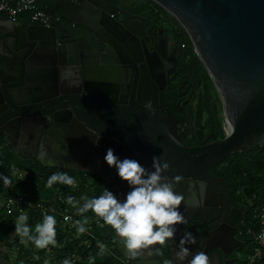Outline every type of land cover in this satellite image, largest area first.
Wrapping results in <instances>:
<instances>
[{"label":"water","instance_id":"95a60500","mask_svg":"<svg viewBox=\"0 0 264 264\" xmlns=\"http://www.w3.org/2000/svg\"><path fill=\"white\" fill-rule=\"evenodd\" d=\"M150 1L187 33L222 104L223 137L211 133L207 143L188 145L170 109L161 114L153 110L156 104L141 96L135 100L134 66L141 58L134 55V47L139 51V39L151 54L170 59L174 67L169 73L177 71L181 44L172 46L167 32L157 36L155 29L146 40L133 24L147 18L113 0H49V26L0 13V139L13 153L34 155L42 164L62 159L70 150L85 164L83 169L99 175L104 189L121 198L130 189L104 162L106 149L149 169L157 156L169 164L163 175L178 194L202 199L201 188L208 186L227 210L228 186L210 170L234 153L264 145V0ZM198 109L194 122L202 124L201 103ZM186 179L196 187L186 188ZM201 206L181 202L185 222L177 226L176 238L162 245L171 249L170 259H175L179 237L186 231L196 237L189 245L192 252L196 246L206 253L215 248L227 259L245 246L235 236L238 214L227 212L228 230L219 226L215 232L198 234L196 223L193 230L187 228L194 221L212 220L203 217ZM218 206L205 203L209 210ZM117 239L131 264H151L143 261L144 249L130 257ZM158 248L154 245V260Z\"/></svg>","mask_w":264,"mask_h":264},{"label":"clouds","instance_id":"9594fccd","mask_svg":"<svg viewBox=\"0 0 264 264\" xmlns=\"http://www.w3.org/2000/svg\"><path fill=\"white\" fill-rule=\"evenodd\" d=\"M150 106V104H149ZM104 162L115 169L116 176L129 186V191L121 198L112 190L105 188L102 194L91 198L82 197L83 205L80 213L91 210L100 217L104 224L111 226L116 236L123 242L130 257H136L138 250L148 249L150 246L163 245L166 241L176 238L178 225L185 222L180 210L183 197L175 191V184L167 179L163 173L170 167L166 161L154 156L152 167L142 165L137 159H121L111 147L106 149ZM15 168V166H13ZM0 181L5 187L11 185L9 175L0 173ZM76 178L66 171L53 172L46 182V187L54 184L74 185ZM74 197L68 196L66 203L72 204ZM28 216L21 214L16 231L32 240L37 247H46L49 243L55 244V217L45 212L42 223L35 225L36 235H30ZM85 227L80 226L78 231L83 233ZM26 242V241H22ZM196 242L191 231H186L179 237L175 259H166L164 264H210L209 256L204 251L192 252L189 245ZM101 253L106 249L103 242L98 241ZM158 252L159 249H156ZM63 264H70L68 259Z\"/></svg>","mask_w":264,"mask_h":264},{"label":"flooded vegetation","instance_id":"af4514ba","mask_svg":"<svg viewBox=\"0 0 264 264\" xmlns=\"http://www.w3.org/2000/svg\"><path fill=\"white\" fill-rule=\"evenodd\" d=\"M115 2L119 3V5H121V8H125L130 12H134L140 15L142 19L144 17L150 20L149 23L147 22L146 19L145 21L141 20L139 24L137 23L133 24L134 29H136V31L139 34H142L146 40H148V38H151L153 36L152 35L153 31L157 29L156 30L157 36L165 32L168 33L171 39L172 46L177 43L181 44L177 71L169 73V71L174 67L170 59L168 57L165 59L160 55L151 54L144 47L142 43L143 40L139 39L138 42L139 51L136 49L137 47H134V51H135L134 55L137 56L139 59L141 58L139 65L134 66L135 100L137 101L139 96H141L145 100H148L149 103L156 104V107H154L153 110L161 114H165L166 111L170 109L172 114L178 119L179 131L185 132V134L182 136V139L188 145L194 146V145H202L207 143L208 142L207 137L211 133H216L218 135V133L212 128L213 122L215 120L212 111L215 110L218 113V108L222 109V104L218 99L216 90L210 91L203 84L196 85V83L190 80L189 78L182 77L181 68H182V64L185 62L184 57L188 48L186 43L187 35H185L184 37L181 34L178 35V33H176L175 30H173V32L170 33L168 26L169 25L173 26L174 24H178V23L175 20L174 21L171 20V16L168 19V17H166L165 15L164 18H166L165 19L166 21L163 20L162 13L159 11L160 9L158 8H156L154 13H149V11L147 12L145 10L144 6L135 7L133 4L134 2H132L130 5L122 4L121 2L118 1ZM165 23H167V26L165 25ZM134 45H136L135 39H134ZM150 50H152V48H150ZM163 85L166 86L165 89L160 90V86ZM154 93L156 95L155 102L152 101ZM200 103L202 106V124H198L194 122L199 112L198 106ZM141 108L144 110L149 109V107L146 105H142ZM184 111H188L189 117L191 118L190 119L188 118L189 120L182 122V113ZM204 121H206L205 125H204ZM21 154L29 157V154L26 152H21ZM30 158L33 161L36 160V156L34 155H32ZM176 184L178 185L177 187H179V184L178 183ZM185 184H186L185 185L186 188L187 187L189 188L191 187L192 182L189 179H186ZM192 186H194V184H192ZM201 191H202V199H198L197 195L194 196L193 198L190 197V199L188 198V196L186 197L183 196L182 201L186 203V201L190 200L191 202L196 204L202 202L201 207L204 208L203 217L207 220H211V219L212 220L209 222L194 221L192 223H189L187 228H189L194 223H196L197 226L195 229L197 230L198 234H201L204 230L209 233L215 232V230L219 226H221L222 229L224 230H228L227 220L229 218V214L227 212H230L233 217L235 214H238L236 218L235 236L238 239H243L246 245L248 239H246L245 235L241 233V220L243 217H245L250 213V205L244 202L242 199L238 198L237 195L233 194L229 190V193L231 195V200H230L231 205L226 210V207L220 204L219 196L215 195L213 191H211L208 188V186H204L203 188H201ZM206 202H209L211 204L219 203V206L217 208H212L214 210H209L211 208L208 209L207 207H205ZM237 203H239L241 206L239 207V204ZM182 208L183 207H181L180 209ZM190 229L193 230L194 229L193 226ZM196 247H195V252L202 251L200 250L199 246L198 248ZM158 249H159L158 260H154L156 258V252H152L151 255L143 253L144 254L143 257L148 258V256L149 257L151 256L152 257L151 259L154 258L153 261H156L159 264L160 255L163 254L161 250H163L165 255H168V257L170 254H172L171 249L167 245H165L164 247H162V245H159ZM238 250L239 249H234L232 253H230L227 256L226 259L225 254L223 253L222 250H217L214 248L207 253L209 256L210 264H218L216 259L220 260L219 264H225L227 263V261H231V260L233 262L227 264H234V262H236V257H234L233 253H235Z\"/></svg>","mask_w":264,"mask_h":264},{"label":"trees","instance_id":"16d2710c","mask_svg":"<svg viewBox=\"0 0 264 264\" xmlns=\"http://www.w3.org/2000/svg\"><path fill=\"white\" fill-rule=\"evenodd\" d=\"M49 0H45L43 2L46 3ZM187 51L185 54V62L182 64V77L191 78L195 81L196 77H199L197 83L200 85H204L210 91H215V86L205 70L202 62L200 61L198 55L195 53L193 45L191 41L187 40ZM189 78V79H190ZM190 79V80H191ZM221 108H218V113L214 110L212 114L214 115V122H213V129L218 133L219 137H223V131L221 129L222 122L224 120L223 116L221 115ZM189 112L184 111L182 113V122L189 120ZM3 139H0V146L3 145ZM194 143V142H192ZM0 165V173H4L9 175L13 184L14 179L13 177V168L8 166L5 162H1ZM23 168H19L22 170ZM24 170V169H23ZM27 171V176H25V182H20L14 186L12 192L10 194H22V193H30L34 200H41L40 192L43 186L47 182V178L53 173L58 172L56 169L46 168L43 167L38 162H33ZM211 173L222 177L226 182L230 192L237 195L238 198L242 199L244 202L250 205V213L243 217L242 219L245 222V227H252L254 229H258L257 222L253 219V209L255 208L256 197H263L264 196V145L257 149H253L250 151L245 152H237L232 154L226 161L219 164L218 166L211 169ZM19 174L15 175L18 176ZM72 176V175H71ZM76 178V181L79 182V188L72 194L74 197V201L72 204H68L65 201L64 209L69 210L71 209L77 215L88 214V219L91 222L92 227H95L97 222L103 223L102 219L95 215L91 210H88L84 213L79 212V208L83 205L82 197L91 198L93 196H98L102 194L104 188L101 178L99 177L94 181V189L89 190L86 186V178H80L78 176L73 175ZM3 183L2 181H0ZM65 185L63 184H54L53 188L58 192H62ZM58 198V197H57ZM57 198L55 201V208L59 210V204L57 202ZM2 210V209H1ZM4 214H0V226L3 224L11 223L14 219L13 216L8 215L4 208ZM6 215H7V222H6ZM43 218L36 213L29 214L27 224L29 226H33L35 223L41 221ZM78 226L74 225L71 227H66L64 231L60 233L55 232V241L56 243L61 245V249L59 253L62 255L63 258H66L70 261V264H89L87 263L88 258H92L96 256L100 249L98 247V241L94 240L90 246L88 247L87 244H84L83 237H78L74 240V230ZM67 232V233H66ZM72 240L69 241V239ZM68 239V240H67ZM251 240V239H250ZM69 241L72 247H67L65 242ZM103 242V241H102ZM107 247H112L116 243V234L114 230L110 226V234L108 237L104 239L103 242ZM51 244V243H49ZM48 246V245H47ZM52 246V245H51ZM79 246V248H76ZM46 247L40 249L42 252L38 254H33V257L27 258V260H19L12 262L11 264H46L45 259L43 258V252L45 251ZM39 250V251H40ZM77 253L80 258L73 257V253ZM163 253V250H161ZM1 256V255H0ZM264 261V259H263ZM0 259V264H1ZM10 263V261L8 262ZM52 263V262H51ZM49 263V264H51ZM97 264H108V263H97ZM130 264V263H125ZM246 264V260L243 262Z\"/></svg>","mask_w":264,"mask_h":264},{"label":"crops","instance_id":"0c3cea01","mask_svg":"<svg viewBox=\"0 0 264 264\" xmlns=\"http://www.w3.org/2000/svg\"><path fill=\"white\" fill-rule=\"evenodd\" d=\"M18 18L21 19H29L28 16L25 15H20ZM62 159H56V158H52L51 160H49V162H47L46 164H42L40 161H38L37 159L35 161H33L31 158H28V156H19L15 153H13L4 143L3 145L0 146V165L2 164L1 162H5L8 166L12 167L15 166V168H13V179L14 182L13 184L9 185L8 187H5L3 185V183L0 182V198H3V200L5 201L6 197L12 192V189L14 188L15 185H17L20 182H25L27 181L25 176H27V171L29 169V167L31 166V164L33 162H38L40 163L43 167L46 168H51V169H56L57 171H66L68 172L69 175H76L80 178H86V186L89 190H93L94 189V181L96 179L99 178V175L93 174L85 169L84 166L85 164L80 160L79 156L76 155L74 152L72 151H67L66 153H64V155L62 156ZM59 163V164H58ZM19 168H23L22 170H19ZM19 174L18 176H15ZM82 180V179H80ZM80 182V181H79ZM77 182V183H79ZM79 188V185H78ZM76 190H74L73 185L69 186V185H65L62 192H60L58 194V192L52 187V188H48L46 187V184L43 186V188L41 189L40 192V198L41 200L47 201L49 203H52L55 205V201L56 198L59 196H63L66 198L68 196H72V194L75 192ZM4 205V203H3ZM68 210V209H67ZM68 212H70L71 214H75L76 219L70 221L71 224L77 225L78 226L75 228L74 230V240L76 238H80L83 237L84 239V244H87L88 247L90 246V244L96 240V241H100V242H104V239L106 237L109 236L110 234V226L106 225L104 223L101 222H97L95 227L90 226L91 222L88 219V214H83V215H77L75 212H73L71 209L68 210ZM4 214V207L2 208V210H0V214ZM31 215V214H30ZM29 216V215H28ZM53 216L55 217L56 223H55V231L58 233L59 231V227H62L63 224H68L65 222L61 221V213H57V214H53ZM6 222H7V215H6ZM16 217H13V219ZM14 221L15 219L8 224H3L0 226V244L1 241H12V232L14 231ZM43 219L37 223H42ZM19 222V221H18ZM35 223L33 226H30V235H36L35 233V225L37 224ZM72 226V227H73ZM83 226L85 227V235H81L80 232L78 231V227ZM71 227V228H72ZM63 228V227H62ZM62 232V231H61ZM11 236V237H9ZM24 241L26 242H21V247L24 248V250L26 251V248L29 247V245H32V240H29L27 237L23 238ZM72 240V238L69 239V241ZM67 242V244L69 245L70 242ZM4 242V243H5ZM71 245V244H70ZM72 247V246H71ZM76 248H79V246H76ZM150 249L152 250V252H155L154 249V245L150 246ZM121 250L123 251V247H119V243H118V239L116 236V243L114 246L112 247H106V249L104 250L103 253H101V251L94 257L92 258H88L87 263L89 264H97V263H108V264H125V263H130L126 257H124L121 253ZM32 251V247L31 250H28V254L25 255L24 259H21L22 257H20L21 255H19L20 257V261L21 260H27V258H29L30 256V252ZM42 251H38V253H41ZM144 254H148L149 250L148 249H144L143 250ZM37 253V254H38ZM126 254V251L124 250V252ZM149 255V254H148ZM161 255H165L164 252ZM160 255V256H161ZM73 257H77L80 258V256L75 252L72 255ZM162 256V257H163ZM160 257V259L162 258ZM152 257L148 256V258H146L143 261H147L148 263H154L153 259H151ZM1 259V264H11L12 262L15 261H11L10 263H8L10 260L9 258L4 254L2 256H0ZM66 258L61 257V260H65ZM16 260V261H19ZM63 263V262H61ZM131 264V263H130Z\"/></svg>","mask_w":264,"mask_h":264},{"label":"built area","instance_id":"2783aa9c","mask_svg":"<svg viewBox=\"0 0 264 264\" xmlns=\"http://www.w3.org/2000/svg\"><path fill=\"white\" fill-rule=\"evenodd\" d=\"M41 1L45 0H0V13L9 18H18L26 14L32 22L49 26L51 18L45 8L41 7ZM73 187L76 190L78 183ZM64 200L63 194L57 198L59 210H56L54 204L44 200H34L30 193L9 194L5 199L4 208L6 213L13 217L36 213L43 218L45 212L50 215L61 213V221L68 223L76 219V216L64 209ZM256 203L253 209V219L257 222L258 229L250 226L244 229L245 222L241 220V233L249 237L254 244L253 250L246 256V264H264V196L256 197ZM166 259H169L168 255H164L159 264H164Z\"/></svg>","mask_w":264,"mask_h":264},{"label":"rangeland","instance_id":"374dc122","mask_svg":"<svg viewBox=\"0 0 264 264\" xmlns=\"http://www.w3.org/2000/svg\"><path fill=\"white\" fill-rule=\"evenodd\" d=\"M115 1L121 2L122 4H127V5H130L132 2H134L133 4L135 7L136 6H140V7L144 6L145 10L147 12L149 11V13H154L156 8H158V9H160L159 11L162 13L163 20L166 19V18H164L165 15H166V17H168V19L170 18V15L166 11H164V9L160 8L158 5H156L155 3H153L150 0H115ZM43 2L44 1H41L40 5H41V7L45 8L48 1L44 4H43ZM171 20L174 21L175 19L171 17ZM165 25L167 26V23H165ZM168 27H169L170 33L173 32V30H175V32L178 33V35L181 34V35H183V37L185 35H187L185 30L183 29V27L179 23L174 24L173 26L169 25ZM186 37H187L186 40H188L189 39L188 35ZM198 79H199V77H196V79L194 81L196 83V85H198V83H197ZM191 80L193 81V79H191ZM221 115H222V111H221ZM205 124H206V121H204V125ZM4 144L6 145L5 141H4ZM3 203L5 205V201L3 200V198H0V210L4 207ZM15 217L16 218H14L15 219L14 231L12 232L13 233L12 237L9 236L12 238V241H6V242L1 241L2 244H0V255L2 256L5 254L9 258L10 262L19 260L20 257H22L21 259H24L25 255L28 254V250H31V247H32V251L30 252V257H33L32 253L36 255L38 253V251L43 248V247H37L33 241H32V245L31 246L29 245V247L26 248V251L24 250V248L21 247V242L24 241V239H23L24 236H22L21 233H18L16 231V226L19 223L18 222L19 216H15ZM68 226L72 227L73 225L71 224V222L68 224H63L62 225L63 228L59 227L58 233H60L61 231H64V229ZM80 234L85 235V232H83V233L80 232ZM245 237H246V239H248L247 244L243 248H241L238 251H236L235 253H233L234 257H236V262H234V264H243V262L246 259L247 254L250 253L254 248V244H253L252 240H250V238L247 236H245ZM67 242L68 241L65 242V245L67 244ZM67 247H71V245L67 244ZM61 248H62L61 245L58 243L48 244V246H46L45 251L43 252V258L45 259V263L49 264L52 262L51 264H63V263H61V262H63V260H61L62 255L59 253V250ZM19 255H21V256L19 257ZM162 256L163 255H161L160 257H162Z\"/></svg>","mask_w":264,"mask_h":264}]
</instances>
